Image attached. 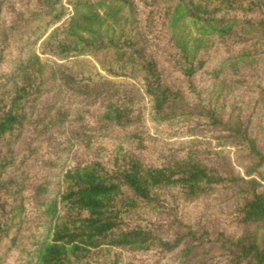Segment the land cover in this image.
<instances>
[{"label": "trees", "instance_id": "obj_1", "mask_svg": "<svg viewBox=\"0 0 264 264\" xmlns=\"http://www.w3.org/2000/svg\"><path fill=\"white\" fill-rule=\"evenodd\" d=\"M185 20L235 47L219 71L264 55V0H0V263L13 251L19 264H119L128 250L152 254V264H264V122L213 103L207 87L191 86L190 101L166 81L148 47L154 38L172 40L182 76L201 66ZM256 88L253 104L264 100V85ZM48 92L95 109L33 115ZM75 113L89 131L71 134L82 150L56 189L43 172L17 174L27 156L66 157L60 129ZM147 117L185 128L182 153L159 165L138 157ZM115 129L134 145L115 141ZM215 194L233 206L223 227L181 218ZM152 213L169 218L156 223Z\"/></svg>", "mask_w": 264, "mask_h": 264}, {"label": "rangeland", "instance_id": "obj_2", "mask_svg": "<svg viewBox=\"0 0 264 264\" xmlns=\"http://www.w3.org/2000/svg\"><path fill=\"white\" fill-rule=\"evenodd\" d=\"M62 2L66 5V0H62ZM68 9L70 10V7H68ZM182 28L193 38L190 42V48H195L194 65L201 63V66L194 76L189 78L182 76L178 72L179 56L176 49L172 46V40L168 39V43L166 44L164 40L154 38L153 43L157 44V47H154L150 43L148 47L156 56L159 68L166 81L184 94H187L190 101L193 100L195 96V94L189 90L191 86L196 91L200 87H207L209 89L208 94L211 95L213 103L225 107L230 106V104L239 107L242 106L246 108L245 111L247 113L251 111L253 116L252 120L257 121L261 117L264 122V100L259 102L255 101L254 104L252 103L256 95L254 90L257 91V86L264 85V55L259 56L255 60H245L233 64L232 62H227L224 68L219 71L221 62L229 57L228 55H230V53L236 51V49H234L235 47H232L231 44L228 45L227 42L215 36L197 35L186 20ZM87 59L90 60L91 64L97 65V60L99 58L95 59L93 57H88ZM213 69L219 72L216 78H213L212 75L208 73V71ZM62 95L63 93L52 95V92H48L35 103L36 112H34L33 115L38 113L45 115L52 105L56 112L64 111L67 108V104H71L70 110L75 112L78 111V114H81L83 117L90 114L92 110L95 109V107H90L85 101H79L78 98H74V100L71 99V101L68 102L66 96H63V99H61ZM249 101L251 103L247 106ZM60 104H65V106L62 107ZM68 117L70 119H68L67 123L60 129L65 132L63 136L66 134L68 138L65 140L64 144L61 145L67 151L66 157L58 160L53 157L47 158V156L43 154H40L39 158H36V156H27L22 162L21 167H19V170L16 171L17 174L23 173V177L25 176L26 178L27 172H43L46 180L53 181V184L52 182L49 184V188L52 187V189H56V182L60 174L73 163V156L79 154L82 150H79L81 148V145L78 144L79 141L75 138L73 139L71 134L73 135L74 133L75 135L81 132L87 133L89 131L86 128L89 127V124L86 127L80 126L82 121L80 122L76 118V113L69 114ZM84 121H86V119ZM68 125H70V130ZM79 128H83L84 130H79ZM173 128L174 127L170 125L157 124L150 118L147 126L149 137L144 141L143 147L140 145V147L136 149L138 157L147 164L159 165L166 161L171 155H179L182 153L184 150L182 146L190 136L187 135L188 133H184L185 128L181 125L177 127L178 130ZM91 131H97V127L94 126ZM109 134L111 137L115 136V141H117L118 138L128 147L134 145L132 144L133 140H131V136L127 133V130L115 129ZM27 135V131L24 132L21 142L15 149L14 155L18 154V150L22 146L23 138L27 137ZM212 143L215 144L214 141ZM220 147L229 152L230 156H233L234 149L231 145ZM22 149L23 147H21V151H23ZM14 165L17 164H13L12 166ZM26 185L28 186L30 184ZM232 207V202H220V197L215 194L186 205L182 212H180V216L195 228L210 230L225 225L228 216L232 212ZM168 218L169 217L165 215L160 217L157 214H151V219L156 223L166 221ZM119 254V264H131V262L141 264L145 261H148V264H152L153 262V257L150 253L120 250ZM0 264H19V260L16 253L11 251L4 257V261L2 260Z\"/></svg>", "mask_w": 264, "mask_h": 264}]
</instances>
